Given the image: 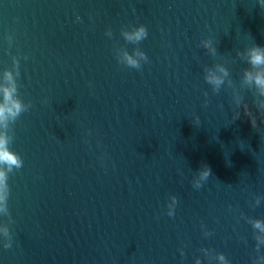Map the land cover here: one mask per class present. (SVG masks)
Returning <instances> with one entry per match:
<instances>
[{"label":"water","instance_id":"water-1","mask_svg":"<svg viewBox=\"0 0 264 264\" xmlns=\"http://www.w3.org/2000/svg\"><path fill=\"white\" fill-rule=\"evenodd\" d=\"M254 44L264 0H0V83L11 71L24 106L0 122L22 159L0 163V264H264ZM216 66L229 76L213 92Z\"/></svg>","mask_w":264,"mask_h":264},{"label":"clouds","instance_id":"clouds-1","mask_svg":"<svg viewBox=\"0 0 264 264\" xmlns=\"http://www.w3.org/2000/svg\"><path fill=\"white\" fill-rule=\"evenodd\" d=\"M126 35L129 39L139 40L147 36V29L141 24L136 27L133 32L127 33ZM203 45L213 53L216 51L215 44L211 38H206L203 41ZM246 55L247 62L251 67L244 71L243 80L245 83L253 85L261 95H264V45L254 44L247 49ZM140 56L144 60H147L145 54L140 53ZM125 60L130 67H140L139 61L135 56L125 54ZM228 76L229 72L226 67L216 66L206 70L204 79L211 85L213 92H218L221 85L225 82V78ZM4 79L9 83H0V92L3 93V103H0V122L6 121L9 117H15L24 107L18 98H12L15 85L12 83L13 77L11 71L5 70ZM205 103H207V101H205ZM254 123L255 118H253V124ZM0 163H6L9 166L15 165L16 167H20L22 164L21 157L9 149L8 137L6 134H0ZM6 171L7 169L0 170V212L7 210L8 185L6 182ZM210 171L209 167H203L199 171L198 179L193 186L199 188V181L206 179L210 175ZM176 202V198L173 197L171 203L168 205L169 216L173 215ZM253 226L264 230V224L260 221H256ZM0 243H2L5 248L10 247L12 243L10 229L6 224H0ZM219 259L223 264H230L223 254L219 256Z\"/></svg>","mask_w":264,"mask_h":264}]
</instances>
